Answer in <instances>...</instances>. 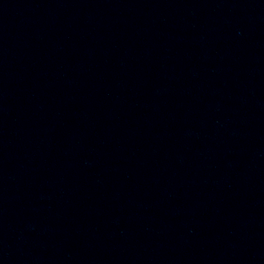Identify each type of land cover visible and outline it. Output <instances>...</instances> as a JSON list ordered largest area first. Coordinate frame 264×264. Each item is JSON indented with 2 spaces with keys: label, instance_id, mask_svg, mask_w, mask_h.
<instances>
[{
  "label": "water",
  "instance_id": "95a60500",
  "mask_svg": "<svg viewBox=\"0 0 264 264\" xmlns=\"http://www.w3.org/2000/svg\"><path fill=\"white\" fill-rule=\"evenodd\" d=\"M264 0H0V264H260Z\"/></svg>",
  "mask_w": 264,
  "mask_h": 264
}]
</instances>
